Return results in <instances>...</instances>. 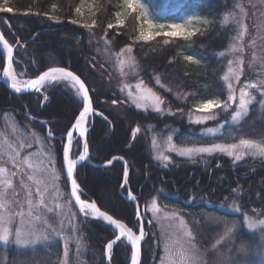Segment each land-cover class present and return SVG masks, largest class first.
Listing matches in <instances>:
<instances>
[{
    "label": "trees",
    "instance_id": "obj_1",
    "mask_svg": "<svg viewBox=\"0 0 264 264\" xmlns=\"http://www.w3.org/2000/svg\"><path fill=\"white\" fill-rule=\"evenodd\" d=\"M84 1L0 0V6L12 9L0 14V26L6 39L17 45V54L28 55L29 63L34 65L31 67L34 77L50 67H64L78 74L88 85L94 104L92 129L88 134L91 161L100 165L108 160L124 159L130 172V191L137 196L141 208H145L146 201L157 198L161 207L178 210L194 225L202 246L208 247L214 238L204 217L239 220L241 217L225 211L232 206L243 214H263L264 160L249 158L235 163L220 156L207 159L203 165L198 160L174 158L168 166L160 167L149 163L150 142L145 138L149 127L155 131L174 129L181 134L198 136L207 129L191 123L188 116L198 104L208 99H224L227 93L224 76L229 64L222 56L229 52L237 34L230 26H224L222 19L230 16L236 0H143L157 23H178L186 15L212 21L190 39L158 37L151 41L140 40L136 20H133L134 25L130 21L129 26H117L116 14L123 9V0H92L93 25L73 24L78 17L76 10ZM95 38L106 41L116 53L132 48L143 82L171 108L170 117L145 116L132 110L116 112L120 106L115 107L118 102L96 71L99 68L95 64V60L98 61ZM4 68L5 57L0 48V72ZM82 108L60 91L16 96L0 82V115L11 113L25 120L24 114L28 113L37 120L35 129L44 136L46 128L54 137L67 135ZM221 117L228 119L230 115ZM42 122L46 126H42ZM138 127L144 137L136 135L133 142L131 133L135 128L138 132ZM187 128L192 129L190 133L183 132ZM240 139L264 143V107L259 103L251 107L235 130L233 142L238 143ZM54 143L61 157L64 145ZM124 171L120 161L102 170L85 165L78 169L75 178L85 197L92 198L102 211L139 233L135 208L125 199L128 191L123 187ZM145 228L149 229L147 221ZM83 229L87 249L83 263L107 264L105 249L115 238V230L99 221H87ZM148 244L143 247L142 264H150L152 251ZM130 256V248L119 243L113 250L111 263L130 264Z\"/></svg>",
    "mask_w": 264,
    "mask_h": 264
},
{
    "label": "rangeland",
    "instance_id": "obj_2",
    "mask_svg": "<svg viewBox=\"0 0 264 264\" xmlns=\"http://www.w3.org/2000/svg\"><path fill=\"white\" fill-rule=\"evenodd\" d=\"M137 3L144 7L148 20L154 24L165 25V31L169 30L167 27L169 25L181 24L185 25L187 30L193 33L192 35L182 34L174 37L154 35L149 40H143L140 38L142 41H151L158 37H163L167 40L190 39L212 23L209 18L196 15L183 16L178 23H157L152 19L149 9L143 0H137ZM94 8L95 6L92 0L90 2H87V0L84 1L78 12L76 24L82 26L88 25L91 27L94 22H92ZM241 9H243V12ZM124 12L125 9L123 6V9L120 12L122 15L118 18L117 26H122L124 24L129 26L130 21L134 25L133 20H136L137 23L135 26L137 27L139 24L140 37L141 27H147V25L144 24L143 18L140 17L139 12L136 10H129L127 14H123ZM4 13H6V11L0 12V14ZM222 21L224 26H230L237 34V37L235 38L236 40L230 47L229 52L222 56L226 58L227 62L231 60L233 62V69H236L239 72V80L230 76V82L233 85L236 100L231 101L228 99L229 81L224 80L227 93L224 99L217 100H219L222 105L227 102L228 107L226 109L224 107L213 108L204 112H197L196 107L192 115L188 116V120L195 124L193 121L198 116L214 115L216 117L215 119L206 120L202 124H195L202 127L206 126L207 129L212 128L217 130L212 133H209L206 129L198 136L181 134L179 130L176 131L174 129L166 131H160L159 129L155 131V128L153 129L152 127H149L146 130L144 129L146 133L145 138L150 142L151 156L149 163L151 165L154 164L160 167H166L165 165L168 166L171 164L174 158L187 161L198 160L201 161L203 165L206 164L207 159L220 156L234 160L235 163H239L249 158L264 160V157L262 156H253L249 153H246L239 161L235 160L234 157H229L223 153H214L212 155L203 154L188 158L180 156L177 152L171 151L169 148V136L172 137L171 144L176 148L206 147L214 143H234V132L243 123L251 107L256 103H259L260 106L264 107V94H262L264 93V85L261 84V82L264 81V0H236L232 13L230 16L222 19ZM242 26L244 29L243 36L242 38H239ZM50 32L51 31H48L47 33ZM95 43V54L98 60H95V64H98L99 68L98 70L96 69V71L103 80L101 81L104 82L106 89L112 93L111 95H113L114 99L118 102L115 107L120 106L116 109V112L132 110L145 116L158 115L162 119L168 118L172 115L171 108L165 104L158 94L156 95L159 96L162 101L159 111L151 106L147 108H137L135 104L132 103L128 96L129 91H132L134 94L137 93L138 84L141 85L143 89H150L140 76V69L134 58L132 48L131 52H128L129 47L116 53L111 45L104 40L97 41V38H95ZM14 47L16 48V62L13 72L16 74L17 80L26 81L34 79L35 77L31 71V67H34V65L29 63L28 55L25 53L21 54V52L17 54L18 48L17 46ZM41 49H43V46H41ZM2 50L6 56V49L2 47ZM227 74L228 70L226 72V75ZM253 84L258 87H250V85ZM45 87V94L51 90L60 91L76 102L79 105V108L83 107L81 97L76 94L75 88L72 87L70 82L51 81L46 82ZM241 90L250 94V103L247 106L246 112L238 119L233 120L232 117L238 109ZM152 91L155 92L154 90ZM96 92L97 91L95 90V93ZM221 115H230V117L224 119ZM24 116L26 118L25 120L16 117L11 113L0 115V168L5 169V172L0 176V179L6 178L11 180V187L5 188L0 186V191L6 192L9 211L12 214L21 211L27 214L29 211V201L31 200L33 205L32 216H38L41 218L40 221H36V230L47 233L49 235V240L38 241L33 245L24 246L17 245L14 242V237H10L8 243L0 242V264H64L65 259H67V264H84L82 259L84 258L87 249L83 229V224H85V222H83V220L96 221V218L91 215L83 218L71 199L65 181L63 153L60 157L57 152L56 144L54 143L55 141H58L63 144L65 139L64 137H53V135L49 138L48 133L44 136L35 129V119L28 113H25ZM210 125H212V127H209ZM90 128L91 122L89 120L87 129L89 130ZM191 130L192 129L187 128L183 132L190 133ZM136 131L135 128L131 133L133 142L136 139V135L140 138L144 137V134L139 130V127L138 132ZM81 153L82 141L78 138H74L70 152V159L78 161ZM143 154L146 162L148 160L147 154L146 152ZM158 155L167 156L168 160H159L157 159ZM53 174L59 177V179H54ZM38 192L43 193V203H40L41 196ZM128 200L131 202L129 196ZM153 200L156 201L157 207L161 210L160 213L157 214L161 218L159 221L153 218L151 212ZM144 204L146 214L149 218L147 221L149 227L147 233L149 237L145 244L150 242L148 244L149 247H151L150 252L152 251L150 254V264H161V259L165 255L164 245L166 240L176 238L173 235V229L168 227L169 222L163 219L164 214H175L178 217L182 216L178 210H170L167 207H161L157 198H154L151 201H146ZM230 208V210L227 209L225 211H229L233 216L241 217L239 220L228 221L223 218L214 217L213 219H210L209 217H204L206 226L208 225L207 227L214 233V238L212 242L209 243L208 247L200 244L196 237V229L194 225L190 224L184 216L182 217L187 229L192 234L191 241L195 244L198 250L200 264H264V255L255 254L257 246L261 242V236L264 235V233H261L259 228L256 230H250L246 226V218H250L253 221L264 220V213L249 215L243 214L238 207L235 208L232 206ZM49 209H51V211H49ZM25 219H27V216H25ZM45 220L47 221V225L43 223ZM19 221L20 217L16 216L13 225L10 227L13 230L16 227H19ZM162 225L165 227L166 231H162ZM233 225H236V227L233 228ZM53 229H55L56 232H59L60 235H56L53 232ZM228 229H232V231L227 232ZM115 232L117 234L116 230ZM134 234L138 235L139 233L134 232ZM65 236L69 237L67 258L65 257L63 239ZM149 239L151 241H149ZM120 243H125V241ZM118 244H116V246ZM116 246H114V248ZM113 250L109 253L106 246L105 257L107 255L111 262ZM107 257L106 261L107 264H109ZM144 260L145 259L142 257L141 264Z\"/></svg>",
    "mask_w": 264,
    "mask_h": 264
},
{
    "label": "snow or ice",
    "instance_id": "obj_3",
    "mask_svg": "<svg viewBox=\"0 0 264 264\" xmlns=\"http://www.w3.org/2000/svg\"><path fill=\"white\" fill-rule=\"evenodd\" d=\"M124 9L125 12L123 14H127L129 10H136L139 12L140 17L143 18L144 24L147 27H141L140 29V37L143 40H149L154 35H165V36H179V35H192L193 33L189 32L185 25L181 24H172L167 26L169 28L168 31H165V25L163 24H154L147 18V13L144 7L137 3V0H124ZM11 12L12 9L0 6V12ZM80 11L79 8L76 10ZM243 12V9H241ZM117 17L119 18L122 13H117ZM73 24L76 23L75 20L72 21ZM85 27H89L85 25ZM112 27V25H109ZM243 26L242 30L239 34V38L243 36ZM0 42H3V47L7 51L8 57V66L5 67L3 76L9 78L11 81V88L15 90L16 93H21L23 90H35L36 92H40V90L45 86L48 81H66L70 82L72 87L75 88L76 94L81 97L83 102L82 111L79 112L78 117L75 119L74 124L72 125L73 130H69L67 132V145L63 148V162L66 164V177L71 181V197H74L75 203L79 206V211L84 214L85 217L89 215L101 219L102 221L107 222L109 226H114V229L117 230L118 234H115V238L107 244V250L109 253L113 250L114 246L117 243L122 242L123 239L130 243L131 246V264H138L140 258V245L141 241L144 239V231L141 225L139 235L134 234L133 228L128 227L125 223H122L119 219H114L112 215H109L107 212L102 211L100 207L97 206L95 201L89 202L86 199H82L81 196L84 193L79 188L76 179H74V168L77 166V161L75 159L69 158V153L71 146L73 144V135L74 131L78 132L79 137H85V133L88 129L85 127V121L89 118L90 114L93 113L92 102L89 97V89L86 87L85 82L80 79L78 75H75L72 71L66 70L64 67H50L47 71H44L38 78L29 79L26 81L17 80L16 74L12 71V57H13V49L8 44L7 41L4 40L3 36L0 35ZM128 52H131V48L128 49ZM188 59H192V57H188ZM131 62V61H129ZM232 61L229 60L228 64V74L224 76L225 81H229L228 89H229V97L228 99L231 101L236 100V96L234 94L233 85L230 82V76L234 77L236 80H239V72L232 67ZM264 85V81L261 82ZM250 87L257 88L258 86L253 84ZM137 93H133L129 91L128 96L131 101L137 108H147L149 106L154 107L157 111L160 110V104L162 103L159 96L156 95L151 89H143L141 85H137ZM264 94V93H262ZM250 94L244 90H241L239 97L238 109L235 115L232 117L233 120L241 117L247 110V106L250 103L249 99ZM225 109L228 107L227 102L223 105L217 99H208L206 102L200 103L197 105V112H204L207 110H211L213 108H221ZM216 117L212 116H198L193 122L195 124H202L206 120H212ZM209 133L217 131L216 129L209 128L207 129ZM51 133H49V138H51ZM172 137H168L169 148L171 151L177 152L180 156L193 158L198 155L208 154L212 155L214 153H223L229 157H234L235 160L239 161L243 158L246 153H249L253 156H262L264 157V143H258L251 139H240L239 143H230V144H221L214 143L210 146L206 147H192V148H176L171 144ZM18 154V153H17ZM88 155V143L84 142L83 144V152L79 155V161H85ZM122 159V158H121ZM157 159L167 161L168 157L163 155H158ZM113 160H108L107 164L111 165ZM167 166V165H165ZM5 172V169L0 168V176ZM54 179H59V177L53 174ZM127 176L128 170L127 165H125L124 171V184H127ZM0 186L3 187H11L10 179H0ZM41 196L40 203L44 202V197L42 192H38ZM129 198L132 201H135L137 197L133 195L131 192L128 193ZM32 202L29 201V211L25 214L23 211L19 213L12 214L9 211L8 202H7V194L5 191H0V242L8 243L10 237H14V242L17 245H33L38 241H47L49 240V235L45 232L37 231L35 224L36 221H40V217L32 216ZM51 211V209H49ZM160 208L157 207L156 201L153 200L151 205V212L153 214V218L159 221L161 218L157 214L160 213ZM19 216L20 221L19 227H16L14 230L10 227L13 225L15 221V217ZM27 216V219H25ZM137 218L140 219V213H137ZM164 220L169 222L168 227L173 229V235L176 237L175 239H168L164 245V257L161 259V264H200L198 250L194 243L191 241V232L187 229L185 221L182 217H178L175 214H164ZM247 224L246 226L250 230H256L259 228L261 233H264V220L253 221L250 218H246ZM178 221V223H177ZM45 225H47V221H43ZM151 223V221H150ZM50 227V226H49ZM236 225H233L235 228ZM162 231H166L165 227L162 225ZM232 229H228L227 232H231ZM53 232L56 235H60L59 232H56L53 229ZM64 248H65V257L67 258L68 254V242L69 237L65 236L64 238ZM256 255H264V235L261 236V242L257 246ZM64 264H67V259H65Z\"/></svg>",
    "mask_w": 264,
    "mask_h": 264
},
{
    "label": "water",
    "instance_id": "obj_4",
    "mask_svg": "<svg viewBox=\"0 0 264 264\" xmlns=\"http://www.w3.org/2000/svg\"><path fill=\"white\" fill-rule=\"evenodd\" d=\"M0 35H2L3 36V38H4V40L5 41H7L6 40V38H5V36H4V34H3V32H2V29H1V27H0ZM8 42V41H7ZM8 44L12 47V49H13V57H12V71L14 70V57H15V47H13L9 42H8ZM0 47H3V42H0ZM6 57V64H5V67H7L8 66V57L7 56H5ZM5 69V68H4ZM66 70H69V69H67V68H65ZM69 71H71V70H69ZM4 72V71H3ZM3 72H0V76H1V84L9 91V92H11L12 94H14V95H16V96H23V95H35V94H42V90H43V88L40 90V92H36L35 90H23L21 93H16L15 92V90L14 89H12L11 88V81H10V79L9 78H6V77H4L3 76ZM74 73V72H73ZM75 74V73H74ZM75 75H77V74H75ZM81 79V78H80ZM82 80V79H81ZM83 81V80H82ZM86 85V84H85ZM86 87H87V85H86ZM89 97H90V100H91V102H92V98H91V94H90V91H89ZM92 109H93V113L92 114H90V116H89V118H91L92 116H93V114H94V108H93V102H92ZM45 124V123H44ZM73 130V129H72ZM47 131H48V135H49V133H50V130H49V128L47 129ZM74 136H77V138L78 139H80L81 141H82V152H83V144H84V142H87L88 143V155H87V157H86V159H85V161H77V166L74 168V179H75V174H76V172H77V170L79 169V168H81V167H83L84 165H88V166H91V167H94V168H97V169H105V168H107V167H111L113 164H114V161H116V160H113V163L111 164V165H96V164H93L92 162H91V159H90V148H89V142H88V132H86L85 133V137H83V138H81V137H79V134H78V132H75L74 131V135H73V137ZM64 139H65V146L67 145V136L66 137H64ZM70 158V157H69ZM118 161H121V162H123V164H124V168H125V165H127V170H128V164L126 163V161L124 160V159H121V158H119V159H117ZM63 166H64V171H65V179H66V181H67V184H68V188H69V190H70V195H71V181L70 180H68L67 179V177H66V164L63 162ZM128 178H129V173H128V176H127V181H128ZM124 186H126L127 187V189H128V191L130 192V190H129V185H128V182H127V184H124ZM72 198V201H73V203L75 204V206L77 207V209H78V211H79V206L75 203V199H74V197H71ZM88 201L89 202H92V200L91 199H88ZM131 202H132V204L135 206V210H136V214L139 212L140 213V219H138L139 220V222H140V228H141V225H142V227H143V231H144V239L141 241V245H140V258H139V261H138V264H141V258H142V251H143V245H144V243L146 242V240H147V238H148V234L146 233V230H145V227H144V219H145V209H143V210H141V208H140V206H139V204H138V201H137V199L135 200V201H132L131 200ZM98 206V205H97ZM80 212V211H79ZM80 214H81V216L83 217V218H85V216H84V214L83 213H81L80 212ZM115 219V218H114ZM86 220V219H85ZM95 220H99V221H102L101 219H98V218H96ZM102 222H104L105 224H107V222H105V221H102ZM108 225V224H107ZM110 227H112V228H114V226H110ZM117 231V230H116ZM139 232H140V230H139ZM117 234H118V232H117ZM139 235V234H138ZM122 241H125V243L128 245V247L131 249V246H130V243L126 240V238L125 239H123ZM118 244V243H117ZM131 251H132V249H131ZM108 258V257H107ZM108 262H109V264H111V260L108 258Z\"/></svg>",
    "mask_w": 264,
    "mask_h": 264
},
{
    "label": "bare ground",
    "instance_id": "obj_5",
    "mask_svg": "<svg viewBox=\"0 0 264 264\" xmlns=\"http://www.w3.org/2000/svg\"><path fill=\"white\" fill-rule=\"evenodd\" d=\"M48 82H51V81H48ZM88 121H89V119H86V121H85V127L86 128H88ZM73 145V144H72ZM71 149H72V146H71ZM71 149H70V152H71Z\"/></svg>",
    "mask_w": 264,
    "mask_h": 264
}]
</instances>
